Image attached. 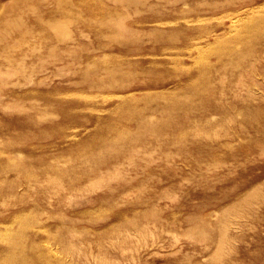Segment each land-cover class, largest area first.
Instances as JSON below:
<instances>
[{"label": "rangeland", "instance_id": "374dc122", "mask_svg": "<svg viewBox=\"0 0 264 264\" xmlns=\"http://www.w3.org/2000/svg\"><path fill=\"white\" fill-rule=\"evenodd\" d=\"M0 264H264V0H0Z\"/></svg>", "mask_w": 264, "mask_h": 264}, {"label": "bare ground", "instance_id": "6f19581e", "mask_svg": "<svg viewBox=\"0 0 264 264\" xmlns=\"http://www.w3.org/2000/svg\"><path fill=\"white\" fill-rule=\"evenodd\" d=\"M36 1V0H35ZM23 258V257H22Z\"/></svg>", "mask_w": 264, "mask_h": 264}]
</instances>
